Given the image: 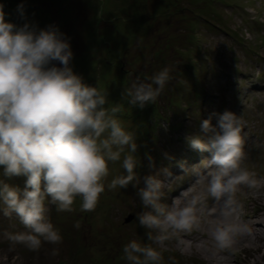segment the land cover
I'll return each instance as SVG.
<instances>
[{"label": "rangeland", "instance_id": "374dc122", "mask_svg": "<svg viewBox=\"0 0 264 264\" xmlns=\"http://www.w3.org/2000/svg\"><path fill=\"white\" fill-rule=\"evenodd\" d=\"M21 2L24 19L17 12ZM0 3L7 20L18 25L27 20L39 27L55 24L70 38L74 71L86 83L107 90L110 104L123 105L119 118L141 145L135 154L138 175L142 178L168 169V174L159 176L164 182L162 203L168 206L173 201L183 206L202 193L193 168L210 154L192 150L185 136L199 131L201 119L211 116L215 124L213 114L234 112L247 133L243 167L257 182L253 189L241 186L235 210L228 217L242 232L231 249L216 247L211 232L225 218L209 198L198 211L193 230L166 242L164 264H264V23L260 22L264 0ZM164 67L171 70L172 80L155 104L140 109L121 97L133 80L151 77ZM146 152L154 158V169L148 168ZM164 153L174 159H166ZM109 167V180L124 174L119 162ZM10 183L23 187L24 178ZM142 186L141 179L138 187ZM79 205L77 199L76 211L71 213L49 206V218L60 230L63 243L44 244L39 252L21 245L9 248L4 234L26 229L17 217L0 212V264H125L121 258L124 244L132 239L153 243L136 218L146 209L132 186L115 191L106 188L95 211L80 212ZM77 221L79 229L74 227ZM53 247L59 249L55 257L51 256Z\"/></svg>", "mask_w": 264, "mask_h": 264}, {"label": "clouds", "instance_id": "9594fccd", "mask_svg": "<svg viewBox=\"0 0 264 264\" xmlns=\"http://www.w3.org/2000/svg\"><path fill=\"white\" fill-rule=\"evenodd\" d=\"M17 12L25 18L23 2ZM260 22L264 23V17ZM73 58L70 38L59 26L39 27L27 20L18 25L6 19L0 3V212L17 217L26 229L4 234L9 248L21 245L39 252L44 244L61 245L63 236L49 218L50 205L57 212L71 213L79 199V211L92 212L106 188L115 191L132 186L146 209L136 218L153 243L132 239L124 244L121 258L125 264H164L166 242L193 230L197 213L209 198L225 218L212 230V239L218 249H231L242 232L228 222L236 193L241 186H257L243 167L247 135L243 122L226 110L213 114L215 124L211 116L201 119L199 131L185 136L192 150L210 154L193 168L202 193L183 206L176 201L168 206L162 203L164 182L159 178L168 169L142 178L138 175L135 154L141 145L119 118L123 105L110 104L107 90L86 83L74 71ZM171 80V70L164 67L151 77L133 80L121 97L143 109L156 103ZM145 157L148 168L154 169L152 155L146 152ZM164 157L174 159L169 153ZM118 162L124 174L109 180V165ZM19 177L24 178L23 187L10 183ZM141 179L143 186L138 187ZM74 227L79 229L80 222ZM58 251L53 247L51 256Z\"/></svg>", "mask_w": 264, "mask_h": 264}, {"label": "water", "instance_id": "95a60500", "mask_svg": "<svg viewBox=\"0 0 264 264\" xmlns=\"http://www.w3.org/2000/svg\"><path fill=\"white\" fill-rule=\"evenodd\" d=\"M132 218V216H129V219H127V221H129Z\"/></svg>", "mask_w": 264, "mask_h": 264}, {"label": "bare ground", "instance_id": "6f19581e", "mask_svg": "<svg viewBox=\"0 0 264 264\" xmlns=\"http://www.w3.org/2000/svg\"><path fill=\"white\" fill-rule=\"evenodd\" d=\"M179 203V202H178Z\"/></svg>", "mask_w": 264, "mask_h": 264}]
</instances>
